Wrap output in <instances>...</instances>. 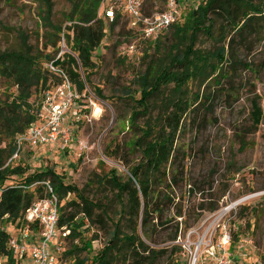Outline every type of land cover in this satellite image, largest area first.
<instances>
[{
	"label": "trees",
	"instance_id": "trees-1",
	"mask_svg": "<svg viewBox=\"0 0 264 264\" xmlns=\"http://www.w3.org/2000/svg\"><path fill=\"white\" fill-rule=\"evenodd\" d=\"M38 1L39 20L48 31L43 48L30 44L28 35L20 33L21 47L0 50V77L6 84L4 97L0 98V146L2 142L6 143L0 147V223L8 221L16 223L18 228L25 227L28 224L26 211L36 200L47 196V186L42 182L49 181L60 206L63 200L73 195L77 197L60 207V225L71 231L69 240L79 237L85 221L91 225L99 224L102 231L108 230L109 222L112 224L104 248L92 262L77 258L75 264H160L166 258L170 264H177L176 255L182 247L173 242L193 226L190 223L192 216H186L184 206L175 203V188L187 186L180 200L186 196L187 199L198 195L204 199L206 196V188L190 183L184 165L179 163L180 156L190 155L185 135L198 123L201 113L213 107L217 96L228 91L226 86L233 87L232 76L238 69L248 67L242 65L235 48L250 44L252 38L256 40L263 33L264 0H199L198 8L189 12L183 24L178 22L170 28L174 29L176 41L165 53L149 61L148 53L143 56L145 69L136 77L139 98L132 95L133 91H125L134 104L131 127L141 133L140 137L130 141L129 147L140 150V160L128 168L129 175H119L118 169L114 168L95 181L101 187L108 184L116 192L120 205L117 221L111 219L108 204L91 199L85 196L84 190L65 183L53 168L33 173L18 182V177L27 169L21 164L14 165L10 159L17 151L18 137L37 121L45 93L65 81L48 68V63L54 61L56 66L62 67L76 91L83 94L87 84L94 86L92 76L99 66L95 54L109 30L121 22L123 30L112 46L114 50L132 41L136 43L129 45L149 43L156 51L159 48L139 32L129 29L128 21L121 13L118 12L111 23L98 17L103 0H67L70 9L61 22L56 19L55 0ZM148 1V12L161 11L165 6V0ZM158 4H161L160 8ZM63 36L76 56L65 53L63 60L56 59ZM202 36L214 43L212 49L199 46ZM49 47L52 50L48 51ZM120 54L125 60L133 56L125 52ZM94 88L105 98L101 88ZM34 96L39 98L36 105L31 101ZM252 106L254 124L258 125L262 109L257 99H253ZM140 117L144 122L137 125ZM37 182L40 183L33 186ZM212 188L213 185L208 184V189ZM174 206V215H169ZM218 209L219 203L207 207L200 205L201 211ZM202 216L201 212L195 215L194 223ZM29 228L39 231L37 224H29ZM157 236H163L164 242L172 244L162 248L153 246ZM11 237L14 236L10 231L0 230V258L5 257L6 264H23L8 246ZM91 242L86 240L85 248L89 249ZM78 250L74 247L67 254H76ZM65 253L66 250L60 259Z\"/></svg>",
	"mask_w": 264,
	"mask_h": 264
},
{
	"label": "rangeland",
	"instance_id": "rangeland-1",
	"mask_svg": "<svg viewBox=\"0 0 264 264\" xmlns=\"http://www.w3.org/2000/svg\"><path fill=\"white\" fill-rule=\"evenodd\" d=\"M39 5L38 0H0V50L21 47L20 33L28 35L30 44L43 48L48 31L39 20ZM157 6L160 8L161 4ZM198 6L199 0H192L183 11L180 23L183 24L189 12ZM69 9L67 0H55V15L60 22ZM122 24L109 30L98 53H94L99 66L92 76L93 85L103 90L105 98L100 97L94 86L88 84L86 92L77 96L66 116V123L74 126V136L67 147L61 149V143L35 149L27 147L21 153L22 160L19 163L18 160L14 161V165L21 164L27 169L23 176L18 177V182L33 173L53 168L65 183L84 190L85 196L91 199L108 204L111 219L116 221L120 209L116 192L108 184L101 187L95 181L114 168L118 169L119 175H129L128 168L139 162L140 150L130 148L129 143L140 137L141 133L131 127V107L134 104L125 91L129 89L133 91V96L139 98L136 77L145 69L143 56L145 53L150 55L147 61L161 57L176 41L174 29H170L157 41H153L159 51L149 43L132 44L135 52L129 60H125L120 53L127 52L129 44L136 41L116 50L112 48L119 32L123 30ZM63 26H66L65 20ZM199 46L212 49L214 43L202 36ZM235 51L242 65L248 67L241 66L236 75L232 76L233 87L227 85L228 91L217 96L208 112L201 113L198 123L185 135L190 155L179 157V163L184 165L190 183L205 187L206 196L204 199L200 195L189 199L186 196L180 200L187 186L175 188V203L184 206L186 216H192L190 223L193 226L182 233L179 241L173 242L182 247V251L176 255L177 264H191V247L194 251L203 234L211 227H215L217 240L221 236L220 226L223 224H227L230 229L235 264H264V30L256 40L252 38L250 44L237 45ZM5 87V81L0 77V98L4 97ZM253 99H257L262 109L258 125L254 124L252 117ZM31 101L36 105L39 98L34 96ZM143 122L141 117L136 121L137 125ZM5 145L2 142L0 147ZM208 184L213 185L211 190ZM72 199L77 197L73 195L63 200L61 206ZM211 203H219V209L215 212L200 210V205L207 207ZM174 211L175 206L169 215H174ZM200 212L203 216L195 224L194 217ZM85 222L79 230V237L68 240L60 264H75L77 258H86L90 263L104 248L107 233L112 227L111 222L105 231L100 230L97 223L91 225ZM16 228V223H0V230H9L13 235H17ZM88 239L92 240L89 249L84 246ZM156 240L153 246L158 248L172 244L164 242L166 238L163 236H157ZM74 247H78L79 252L67 254ZM2 259L5 257H1L0 261ZM160 264L170 263L166 258ZM198 264L210 263L202 257Z\"/></svg>",
	"mask_w": 264,
	"mask_h": 264
},
{
	"label": "built area",
	"instance_id": "built-area-1",
	"mask_svg": "<svg viewBox=\"0 0 264 264\" xmlns=\"http://www.w3.org/2000/svg\"><path fill=\"white\" fill-rule=\"evenodd\" d=\"M103 0L98 17L113 22L117 13H121L128 21V28L139 32L149 40L157 41L173 25L180 22L183 11L192 0H165L161 11L148 12V0ZM197 1V0H196ZM61 50L56 59H64L65 53H72L67 47L64 36L60 42ZM133 47V48H132ZM135 46L129 45L125 53L134 54ZM76 56V55H75ZM52 61L48 68L62 76L65 81L56 89L45 93L38 119L27 132L17 139V151L10 161L21 159V153L27 148L35 149L48 144L60 145L65 149L74 136V126L66 123V116L71 110L79 93L71 83L62 67L56 66ZM79 120V117H77ZM77 120V121H78ZM40 182L33 184L35 186ZM47 186V196L36 200L26 211L25 219L28 224L20 229L19 235L11 237L8 246L13 255L23 264H60V256L66 250L71 231L60 225V200L49 181H43ZM244 200V199H242ZM29 224H37L39 231H32ZM221 236L216 240L215 227L209 228L203 234L199 244L191 247L193 254L191 264L205 257L210 264H235L232 253V236L227 224L220 226ZM192 233V232H190ZM181 237H179L180 240ZM178 240V241H179ZM0 264H6L2 259Z\"/></svg>",
	"mask_w": 264,
	"mask_h": 264
},
{
	"label": "crops",
	"instance_id": "crops-1",
	"mask_svg": "<svg viewBox=\"0 0 264 264\" xmlns=\"http://www.w3.org/2000/svg\"><path fill=\"white\" fill-rule=\"evenodd\" d=\"M40 156V155H39ZM20 229L21 228H16L15 230H16V232H17V235H19V232H20ZM1 230H3V229H1ZM6 230V229H5ZM9 231V230H8ZM13 235V234H12ZM17 235H13V236H17Z\"/></svg>",
	"mask_w": 264,
	"mask_h": 264
}]
</instances>
